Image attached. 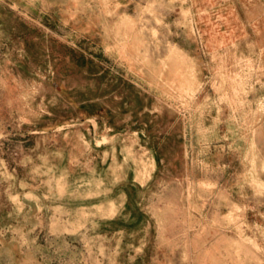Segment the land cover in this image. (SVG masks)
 Returning <instances> with one entry per match:
<instances>
[{"label": "rangeland", "instance_id": "obj_1", "mask_svg": "<svg viewBox=\"0 0 264 264\" xmlns=\"http://www.w3.org/2000/svg\"><path fill=\"white\" fill-rule=\"evenodd\" d=\"M0 264H264V0H0Z\"/></svg>", "mask_w": 264, "mask_h": 264}]
</instances>
